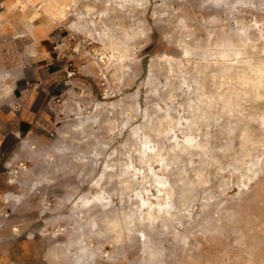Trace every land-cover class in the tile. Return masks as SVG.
I'll list each match as a JSON object with an SVG mask.
<instances>
[{"label": "clouds", "instance_id": "9594fccd", "mask_svg": "<svg viewBox=\"0 0 264 264\" xmlns=\"http://www.w3.org/2000/svg\"><path fill=\"white\" fill-rule=\"evenodd\" d=\"M0 115L4 264H264V0H0Z\"/></svg>", "mask_w": 264, "mask_h": 264}, {"label": "rangeland", "instance_id": "374dc122", "mask_svg": "<svg viewBox=\"0 0 264 264\" xmlns=\"http://www.w3.org/2000/svg\"><path fill=\"white\" fill-rule=\"evenodd\" d=\"M53 56H55V54H53ZM50 70L53 71V72L58 71V69L55 66H52ZM34 96H35V98H33V101L35 103L39 104L40 103V98L38 96H36L35 93H34ZM31 104H32V101L30 102V109L27 110L28 113H27L26 119H30L31 118ZM23 250H24L25 255H27L28 246L27 245L23 246ZM0 264H4V261L0 260Z\"/></svg>", "mask_w": 264, "mask_h": 264}, {"label": "crops", "instance_id": "0c3cea01", "mask_svg": "<svg viewBox=\"0 0 264 264\" xmlns=\"http://www.w3.org/2000/svg\"><path fill=\"white\" fill-rule=\"evenodd\" d=\"M41 47H42V49L45 51V53H47V52L50 50V47H51V46L47 45V42L45 41V42L42 43ZM16 95L19 96L20 93L17 92ZM33 98H35L34 94H33ZM30 102H31V101H30ZM30 102H29V105H28V110L30 109ZM27 113H28V112L26 111V113H25V117H24L25 119H26V117H27ZM0 119H1V120H5V121H8V120H11L12 117H11V116H7V117H5V116L0 115Z\"/></svg>", "mask_w": 264, "mask_h": 264}]
</instances>
